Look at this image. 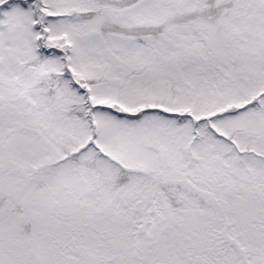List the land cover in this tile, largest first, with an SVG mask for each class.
I'll use <instances>...</instances> for the list:
<instances>
[{"label":"snow or ice","instance_id":"snow-or-ice-1","mask_svg":"<svg viewBox=\"0 0 264 264\" xmlns=\"http://www.w3.org/2000/svg\"><path fill=\"white\" fill-rule=\"evenodd\" d=\"M0 264H264V0H0Z\"/></svg>","mask_w":264,"mask_h":264}]
</instances>
